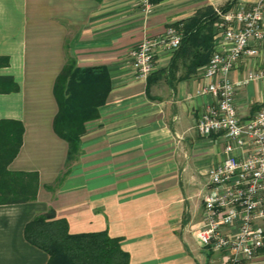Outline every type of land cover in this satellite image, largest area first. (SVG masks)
Listing matches in <instances>:
<instances>
[{"label":"crops","instance_id":"crops-1","mask_svg":"<svg viewBox=\"0 0 264 264\" xmlns=\"http://www.w3.org/2000/svg\"><path fill=\"white\" fill-rule=\"evenodd\" d=\"M252 1L154 0L155 10L143 14L139 0H0V77L19 86L0 93V122L25 129L9 169L39 178L35 201L0 205V264H48L49 255L27 241L25 228L50 210L71 234L107 231L120 238L128 264L226 263L225 254L198 239L207 171L225 158L222 135L203 137L197 130L213 101L197 94L208 83L200 65L208 43L157 54L146 80L137 77L130 52L169 26L184 32L192 19L214 32L218 19L209 22L217 10ZM212 42L214 51L221 40ZM252 45L259 54L243 56L230 75L240 83L242 120L264 107V42ZM70 59L83 69L105 67L112 89L99 117L85 125L79 160L59 182L69 145L54 129V87ZM250 74L262 77L249 80ZM242 264H264V250Z\"/></svg>","mask_w":264,"mask_h":264},{"label":"built area","instance_id":"built-area-1","mask_svg":"<svg viewBox=\"0 0 264 264\" xmlns=\"http://www.w3.org/2000/svg\"><path fill=\"white\" fill-rule=\"evenodd\" d=\"M139 6L143 14L155 10L154 0H139ZM216 16L215 39L221 42L204 66L208 83L197 92L213 101L202 110L197 130L203 137L222 135L225 158L207 171L198 239L205 248L225 254V264H242L264 250V107L242 120L236 105L240 83L230 75L243 56L259 54L252 44L264 42V0L219 9ZM183 39V29L176 26L160 36H146L130 52L137 77L146 80L154 72L157 54L178 52ZM261 77L250 74L249 80Z\"/></svg>","mask_w":264,"mask_h":264},{"label":"trees","instance_id":"trees-1","mask_svg":"<svg viewBox=\"0 0 264 264\" xmlns=\"http://www.w3.org/2000/svg\"><path fill=\"white\" fill-rule=\"evenodd\" d=\"M228 9L230 6L224 10ZM190 21L184 25V39L180 50L190 42L200 41L201 45L208 43L207 58L200 63L205 66L212 55L210 45L215 32L209 31L205 25L198 26L196 19ZM215 21L217 16L214 13L209 23L212 25ZM205 29L209 31L208 35H204ZM111 89V77L105 67L79 68L74 59L68 61L58 76L54 95L59 111L54 120V129L69 145L66 171L59 182L79 160L85 125L99 117L100 108L107 102ZM18 90L19 86L13 78L0 77V93ZM24 131L21 122H0V205L21 204L37 199V174L13 172L9 169L23 145ZM25 237L30 244L49 255L48 264L129 263V256L122 249L120 238L111 237L107 231L71 234L67 221L57 219L53 210L31 220L25 228Z\"/></svg>","mask_w":264,"mask_h":264}]
</instances>
